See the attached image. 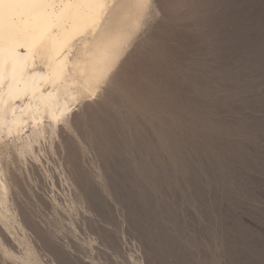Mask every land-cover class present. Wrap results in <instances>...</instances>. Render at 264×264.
<instances>
[{
	"label": "rangeland",
	"instance_id": "1",
	"mask_svg": "<svg viewBox=\"0 0 264 264\" xmlns=\"http://www.w3.org/2000/svg\"><path fill=\"white\" fill-rule=\"evenodd\" d=\"M149 1L34 152L1 138L0 264H264V0Z\"/></svg>",
	"mask_w": 264,
	"mask_h": 264
},
{
	"label": "bare ground",
	"instance_id": "2",
	"mask_svg": "<svg viewBox=\"0 0 264 264\" xmlns=\"http://www.w3.org/2000/svg\"><path fill=\"white\" fill-rule=\"evenodd\" d=\"M149 2V0H0V140L2 138V141H6V137H12V140L9 139L10 142L8 140L5 142L7 146L4 147L13 143L19 157L26 153L29 155L36 149L34 144L40 142L38 139L41 140L42 136L46 135L47 128L55 129L67 118L73 102L75 104L80 98L95 94L101 82L114 67L115 61L119 60L125 43L133 32H136L134 31L136 27L139 28L141 21L143 22L142 17L148 14ZM12 145L9 146L13 148ZM7 153L9 151L3 154L8 155ZM36 154L35 152L33 155ZM4 161L0 154V220L4 227L13 233L14 224H18L20 229L25 225L21 223V217L18 218L20 220L16 218L14 209L9 206L11 198L9 174L7 176L6 173L9 170L11 173V169L8 170ZM0 237L3 238L1 235ZM54 239L50 240L54 242ZM153 239L155 240V237ZM16 244L22 246L20 243ZM30 244L29 242L28 245ZM167 246L164 247L168 248ZM12 257L16 258L18 255L12 254ZM173 257L176 259V254ZM32 258L28 254L25 258L21 257L20 263L33 264ZM169 263L171 264V261Z\"/></svg>",
	"mask_w": 264,
	"mask_h": 264
}]
</instances>
